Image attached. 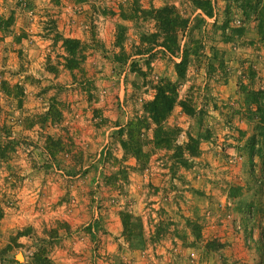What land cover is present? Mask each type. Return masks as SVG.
Returning <instances> with one entry per match:
<instances>
[{
  "label": "rangeland",
  "instance_id": "1",
  "mask_svg": "<svg viewBox=\"0 0 264 264\" xmlns=\"http://www.w3.org/2000/svg\"><path fill=\"white\" fill-rule=\"evenodd\" d=\"M203 1L210 16L195 0H0V264L264 261V45L246 0ZM162 6L188 20L172 53ZM165 81L170 146L149 124L136 161L125 124Z\"/></svg>",
  "mask_w": 264,
  "mask_h": 264
},
{
  "label": "trees",
  "instance_id": "2",
  "mask_svg": "<svg viewBox=\"0 0 264 264\" xmlns=\"http://www.w3.org/2000/svg\"><path fill=\"white\" fill-rule=\"evenodd\" d=\"M246 0L244 2L243 9H246L248 12L252 11L255 14V19L257 20L256 26L259 38L262 39L264 45V5L257 3L258 0ZM205 1L203 0H195V5L200 8L207 16H210V8L209 5L205 6ZM245 11V10H244ZM153 18L157 22L158 29L162 32H165L166 41L162 42V46L167 49L169 53H172L176 48H178L176 43V29L180 28L181 30H185L187 26L188 20L187 18L181 17L179 13L176 12L173 6H162L157 9H153ZM65 50L70 57L65 58L66 64L73 65L75 64V58L73 56L75 51L76 42L71 39H63L62 40ZM183 67V56L180 61L174 63V68L176 69L177 74H181V68ZM175 90L174 86L165 81L163 83H159L155 87V91L153 97L146 101L143 105V110L145 117L129 120L125 124V135L126 138L121 140V146L124 148V151L130 155H132L136 161L144 162L148 157V152H144L141 146L144 144L141 139V130L147 129L149 124H152L154 127L152 130V139L151 143L154 147H169L170 140L168 138V134L166 130L161 129V122L167 117L170 113L172 106L175 103ZM182 105V103L180 104ZM45 115L50 121H55L59 118V111L53 105L49 106L46 110ZM50 146L46 147V150L53 154L54 152H59L63 150L62 145L58 139H51L47 137ZM194 141H190L186 145V150L190 153L195 152V145L192 144ZM195 143V142H194ZM119 218L122 226V232L126 237L130 238L135 234H139L140 229L137 227V231H133V221L138 223L135 217L128 211H120ZM264 264V261H261L256 264Z\"/></svg>",
  "mask_w": 264,
  "mask_h": 264
},
{
  "label": "built area",
  "instance_id": "3",
  "mask_svg": "<svg viewBox=\"0 0 264 264\" xmlns=\"http://www.w3.org/2000/svg\"><path fill=\"white\" fill-rule=\"evenodd\" d=\"M236 228H238V227H236ZM246 240H247V242H251L253 240H256V235L254 233V228L250 229L249 234L246 236Z\"/></svg>",
  "mask_w": 264,
  "mask_h": 264
},
{
  "label": "crops",
  "instance_id": "4",
  "mask_svg": "<svg viewBox=\"0 0 264 264\" xmlns=\"http://www.w3.org/2000/svg\"><path fill=\"white\" fill-rule=\"evenodd\" d=\"M233 216H234V215H233ZM244 262H249V261H248V259H247V260H245Z\"/></svg>",
  "mask_w": 264,
  "mask_h": 264
}]
</instances>
